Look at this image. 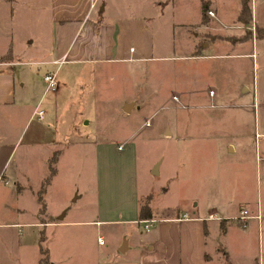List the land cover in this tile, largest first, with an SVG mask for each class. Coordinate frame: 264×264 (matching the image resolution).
Instances as JSON below:
<instances>
[{"label": "crops", "instance_id": "1", "mask_svg": "<svg viewBox=\"0 0 264 264\" xmlns=\"http://www.w3.org/2000/svg\"><path fill=\"white\" fill-rule=\"evenodd\" d=\"M45 1L47 40L36 44L25 37L17 45L12 24L19 14L10 0H0V264H38L41 247L47 264H264V201L251 181L264 157L244 120L251 115L245 110L251 86L238 80L229 93L233 103H224L240 109L241 121L209 125L224 96L215 86V68L231 53L251 55L256 40L243 49L203 40L201 34L217 30L201 21L203 2L221 23L226 16L212 0ZM259 1L251 0L254 6ZM236 5L233 17L240 0ZM252 26L264 27V18L254 19L252 12ZM33 45L44 51L35 57L47 58L25 59ZM211 47L215 53L207 52ZM39 65L44 67L33 69ZM49 71L57 87L47 91L43 76ZM143 101L188 113L172 125L162 122L159 135L172 146L168 160L159 154L140 168L132 132L111 138L107 116L90 119L85 108L109 106L127 119ZM66 108L65 123L83 132L73 141L61 116ZM192 116L198 124H191ZM99 122L106 124L95 130ZM144 123L152 125L149 118ZM25 129L28 144L16 154ZM54 153L42 213L38 196ZM79 154L90 171L83 182L75 179ZM154 178L161 179L157 187ZM172 186L176 200L168 202ZM147 196L150 216L142 218ZM242 209L251 215L244 227L235 221ZM146 220L153 221L149 232Z\"/></svg>", "mask_w": 264, "mask_h": 264}, {"label": "rangeland", "instance_id": "2", "mask_svg": "<svg viewBox=\"0 0 264 264\" xmlns=\"http://www.w3.org/2000/svg\"><path fill=\"white\" fill-rule=\"evenodd\" d=\"M133 1L138 2V0ZM214 1L220 3L221 9L224 10L223 13H225L226 16L223 18L221 17V23L216 16L211 17L206 14L203 23L212 26L217 30L215 31V34H201L203 40H205L204 37H207L211 41H218L220 45L224 43L230 45V47H238L242 44L245 45V43L254 40H256L254 41V43H256L252 47L250 46L249 53H251V55L237 57L233 56L235 53H231V57L228 60H221L222 63L225 61L224 64L221 63L217 68H215V86L217 87V89L222 91L224 96L220 98L222 106H219L218 109L212 110V112L218 113V117L215 118V116L212 115V124L209 125H211L213 128L219 129V127H230L231 125H234L235 123L241 121L242 118L240 114L242 112L240 111V109L235 108V106L232 107L231 105H226L224 103L229 104L232 102V99H229L231 98L229 96V93L233 91L231 90V88L233 89V86L236 85L238 80H242L244 83L249 84L252 91L245 97L246 103L249 104V106L247 105V108L245 110L246 112H250L251 115L248 113L244 115V120L248 125L245 133L247 135H253V137L257 141L256 148L259 151V157H264V155H261L264 153V39H259L256 37V28L259 27H253L252 20L249 24H246V26H244L237 22V16L233 17L232 14L239 0H212V2ZM0 4L4 5L2 2ZM250 4L254 19H261L262 17L264 18V0H260L259 2H257V6H254L251 0ZM10 5L11 8H13L14 11L17 10V14H19L16 15L15 18H13L14 21L12 24L14 25L13 35L15 40L17 41V45L21 43L19 39L23 40L25 39V37H30L28 41L34 39L36 44H39V42H42V40L44 39L47 40L48 34H46L47 31L45 30V28L48 23V19L46 16V12L44 11L46 5L45 0H10ZM1 8L3 9V11L5 10L4 13L6 14L9 5ZM190 14L191 22L195 21L194 19H196L197 14H195V12H190ZM262 28L264 29V27ZM214 45L215 44H212L210 46ZM246 45L243 46L242 49L246 47ZM26 47L28 48V45ZM214 49V47H211L209 48V50L207 49V52H212L211 50L214 51ZM27 50L28 52L23 56L27 57L25 59L43 60V58H47L35 57L44 55V51L39 50L38 46L34 48L33 45L31 50ZM245 50H247V48H245ZM218 51L222 52L221 49ZM170 53H173V50H171ZM213 53H215V51ZM42 67H44V65H39L38 67L33 66V69L36 70V68ZM161 104V102L156 103L143 101V103L139 104V107L137 106L136 109L127 117V119H123L117 116L113 109H111V107L109 106L98 107L92 105L90 108L86 107L85 109L88 111V117L90 119L92 118L95 120L97 118L98 120H100L102 117L105 118V116H107V120H109L110 124L108 126H110L111 138L115 136L117 137V139L122 140L121 138L127 135V133L129 134L132 132L129 137V141L131 142V145L134 146V154H136L139 167L143 168L149 160L159 156V154L166 153L164 154V158L168 160V154L171 152L172 146H170L169 144L171 142L170 140L162 138L159 135L160 127L163 124L162 122H169L172 125L173 118L181 121L182 114L188 113V111L185 110L159 108ZM163 106L165 105H162L161 107ZM193 110L198 111L197 109ZM70 113L71 110L69 108L62 110L61 116L64 120V123L70 118ZM146 118H149L150 122L152 123L150 127L145 126L144 120ZM191 119H193V122L191 124H198V122L196 121V116H192ZM185 120L187 121V118ZM105 124L104 122H99V124L94 129L101 130L104 128ZM64 126L69 127L67 133H69L68 136L71 141H73L77 135L83 134L82 129L79 128V130H77L75 125H68L67 123H65ZM187 126H189V124ZM93 127L94 126L92 125V128ZM92 128H88V131L93 132ZM190 129L193 131V134L195 136L198 135V128H196V130L194 128ZM26 130L27 129H25L17 142L18 144L16 147V154H20V152H23L28 144V132L26 133ZM230 130L231 129H227L226 131ZM223 135L224 134H221L220 136ZM180 153L181 164H184V153L183 151H180ZM76 160L77 163L82 165V168L80 172L76 173L75 179L76 177H78L80 178L79 182H83L87 179V175H90V171H86L87 157L81 156V154H79L77 155ZM256 166L257 169L253 167L251 181L253 183V187L259 189L258 193L260 199L264 201V160L262 158H258ZM143 171L144 169L142 170V173ZM68 175L69 173H63L62 178L65 176L67 177ZM160 180V178H154L152 179V182H154L155 186L157 187L159 186ZM164 180L165 179L162 178V181ZM176 193V188H173L172 186L164 199H166V201L168 202H173L174 200H176ZM156 194L154 200L156 199ZM161 201L162 200L158 199L157 204ZM80 204L81 202L77 205L80 206ZM10 260H12V257L10 258Z\"/></svg>", "mask_w": 264, "mask_h": 264}, {"label": "trees", "instance_id": "3", "mask_svg": "<svg viewBox=\"0 0 264 264\" xmlns=\"http://www.w3.org/2000/svg\"><path fill=\"white\" fill-rule=\"evenodd\" d=\"M206 12H207V5L206 4H202L200 7V14H201V21L203 22L205 17H206ZM238 16H237V22H239L240 24L246 26V24H249L252 20V12H251V5H250V0H240V10L238 12ZM256 28V27H255ZM256 37L259 39H264V29L262 28H256ZM7 57L4 56L2 58ZM58 157H57V153H54L51 156V160L49 163V167H50V177H48L44 183L41 186V190L39 191V202L41 203V212L43 213L45 210V203H43V192L45 190V185L49 183L50 178L52 177L53 173H54V163L57 161ZM150 197L151 196H147L144 201L142 202V205L140 207V215L142 218L145 217H149L150 216V208H149V202H150ZM45 238L42 237L41 241H44ZM41 249V257L39 259L38 264H47L48 259H47V250L44 249L43 247L40 248Z\"/></svg>", "mask_w": 264, "mask_h": 264}, {"label": "built area", "instance_id": "4", "mask_svg": "<svg viewBox=\"0 0 264 264\" xmlns=\"http://www.w3.org/2000/svg\"><path fill=\"white\" fill-rule=\"evenodd\" d=\"M206 14H208L211 17H215V15L211 12V11H207ZM54 63H57V61H55ZM43 80L44 83L46 85V89L47 91L49 90H55L57 87V80L55 78V74L52 71H49V73H46L43 76ZM174 100H177V98L174 96ZM37 115L39 118L43 117V111L38 110ZM122 145L119 146V148H121ZM251 217L250 212H248V210L246 209H242L240 210V214L237 216V218L235 219L236 222H238L242 227L245 226L246 221ZM153 221L151 220H146L144 223V231L145 232H149L150 227L152 226ZM99 244L102 243V239L99 238L98 239Z\"/></svg>", "mask_w": 264, "mask_h": 264}, {"label": "water", "instance_id": "5", "mask_svg": "<svg viewBox=\"0 0 264 264\" xmlns=\"http://www.w3.org/2000/svg\"><path fill=\"white\" fill-rule=\"evenodd\" d=\"M100 10H102V7L100 8ZM125 111H127V108L125 109Z\"/></svg>", "mask_w": 264, "mask_h": 264}]
</instances>
